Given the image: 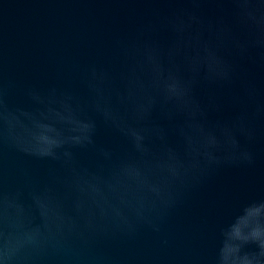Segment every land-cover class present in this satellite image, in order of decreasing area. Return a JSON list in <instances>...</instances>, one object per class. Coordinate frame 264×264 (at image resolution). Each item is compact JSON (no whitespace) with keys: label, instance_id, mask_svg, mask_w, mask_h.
Segmentation results:
<instances>
[{"label":"water","instance_id":"water-1","mask_svg":"<svg viewBox=\"0 0 264 264\" xmlns=\"http://www.w3.org/2000/svg\"><path fill=\"white\" fill-rule=\"evenodd\" d=\"M260 205L264 0H0V264H264Z\"/></svg>","mask_w":264,"mask_h":264},{"label":"clouds","instance_id":"clouds-1","mask_svg":"<svg viewBox=\"0 0 264 264\" xmlns=\"http://www.w3.org/2000/svg\"><path fill=\"white\" fill-rule=\"evenodd\" d=\"M264 209V205H260V206H251L249 208H247L245 211H246V214L248 213V211L250 209ZM261 247H264V245H260ZM225 247H226V244L224 246V248L222 249V254H221V259H222V264H236V261L239 259L238 256H235V257H229V256H226L225 255ZM238 252H239V249H238ZM246 259V257L244 258Z\"/></svg>","mask_w":264,"mask_h":264}]
</instances>
